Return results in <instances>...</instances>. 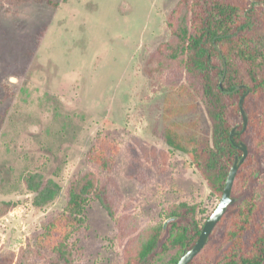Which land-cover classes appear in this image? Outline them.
Returning a JSON list of instances; mask_svg holds the SVG:
<instances>
[{
	"label": "rangeland",
	"instance_id": "1",
	"mask_svg": "<svg viewBox=\"0 0 264 264\" xmlns=\"http://www.w3.org/2000/svg\"><path fill=\"white\" fill-rule=\"evenodd\" d=\"M1 1L0 206H12L0 216V254L17 256L35 244L43 223L66 204L71 181L92 169L87 152L97 137L121 146L109 174L119 216H134L143 230L162 220L163 205L187 201L199 204L205 223L221 197L189 156L162 137L170 122L202 121L204 107L192 109L199 97L179 91L185 73L148 71L170 37L166 22L179 0H54L56 7ZM141 146L169 152L165 172ZM136 150L143 183L126 173ZM29 171L61 185L41 209L23 181ZM85 217L86 227L73 239V264H122L125 241L100 202L91 201Z\"/></svg>",
	"mask_w": 264,
	"mask_h": 264
},
{
	"label": "trees",
	"instance_id": "2",
	"mask_svg": "<svg viewBox=\"0 0 264 264\" xmlns=\"http://www.w3.org/2000/svg\"><path fill=\"white\" fill-rule=\"evenodd\" d=\"M27 2L58 6L54 0H10V5ZM4 7L0 0V11ZM166 24L170 37L157 47L151 57L157 62L148 71L152 76L166 71L185 73L187 83L179 91L198 96L201 103L191 108L198 110L202 104L204 109H200L202 121L166 125L164 141L189 156L218 197L236 156L243 154L238 144L248 146L232 187L236 201L188 264H264V0H179ZM141 151L148 158H159L160 172L166 171L169 152L156 153L147 146H141ZM120 152L119 143L97 137L87 152L92 169L71 181L62 210L43 223L35 244L17 256L0 254V264H73V239L86 227L85 210L93 200L100 202L116 223L119 239L125 241L122 264H177L201 234L204 222L199 204H165L162 220L143 230L134 216H119L116 183L109 174L117 168ZM137 153L126 173L143 183L147 176ZM23 181L34 193L33 205L38 209L61 191L59 182L39 172H27ZM11 206V202L3 203L0 216ZM34 254L41 259L39 263L33 262Z\"/></svg>",
	"mask_w": 264,
	"mask_h": 264
},
{
	"label": "water",
	"instance_id": "3",
	"mask_svg": "<svg viewBox=\"0 0 264 264\" xmlns=\"http://www.w3.org/2000/svg\"><path fill=\"white\" fill-rule=\"evenodd\" d=\"M241 109L242 114L244 118V128H246L248 123V117L246 114L245 109L243 108V96L241 98ZM235 134V128H233L231 132V137ZM239 148L242 150V155H237L235 158V161L230 168L227 181L225 184V188L223 191V194L220 198V201L214 211L209 215V217L206 219L205 223L203 224L201 234L198 238V240L195 242V244L184 251L181 258L177 262V264H188L201 250L202 248L207 244V242L210 239V236L214 229L216 228L219 221L223 218V216L226 214L229 206L235 202V198L232 196V187L234 184L235 177L237 175L238 169L242 162L245 160V158L248 155V146L245 143L238 144Z\"/></svg>",
	"mask_w": 264,
	"mask_h": 264
}]
</instances>
